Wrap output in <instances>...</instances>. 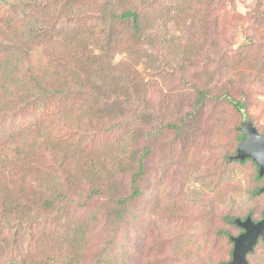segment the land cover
<instances>
[{
    "label": "rangeland",
    "instance_id": "374dc122",
    "mask_svg": "<svg viewBox=\"0 0 264 264\" xmlns=\"http://www.w3.org/2000/svg\"><path fill=\"white\" fill-rule=\"evenodd\" d=\"M121 3L123 10L141 12L146 39L130 21L106 25L108 0H0V61L20 57L19 68L41 74L52 86L69 79L87 88L45 109L0 120L1 144L10 150L22 129L35 128L29 134L46 143L20 144L34 164L29 175L44 186L57 178L55 161L67 156L98 180L121 178L125 192L129 177L120 175L119 165L149 147L142 185L150 193L129 233L130 241L138 236L141 242L136 264H149V257L157 264L231 262L230 237L241 231L226 217L251 213L261 220L264 180L255 178L250 164L237 167L228 180L213 173L222 152L236 145L243 120L264 133V0ZM24 25L34 31L32 41ZM105 25L109 37L103 44ZM84 52L94 59L92 68ZM200 91L208 94L203 104ZM12 192L0 177L7 210L16 201ZM70 222L30 224L0 240V262L64 256ZM96 254L89 255V264ZM249 262L264 264V243Z\"/></svg>",
    "mask_w": 264,
    "mask_h": 264
},
{
    "label": "trees",
    "instance_id": "16d2710c",
    "mask_svg": "<svg viewBox=\"0 0 264 264\" xmlns=\"http://www.w3.org/2000/svg\"><path fill=\"white\" fill-rule=\"evenodd\" d=\"M122 1L108 0L110 12L107 15L110 20H106V25L130 21L134 33L139 38L146 39L147 30L144 27L143 15L135 9L123 10ZM106 25L102 28L103 44L107 43L109 37ZM24 26L23 31L25 30V34L32 41L33 37L29 35L34 31ZM83 56L85 64L92 68V63L94 64L92 56L88 52H84ZM20 60V57L14 60L11 55H7L0 61V120L10 119L27 110L45 109L62 98L81 94L87 89L83 84L70 83L69 79L52 86L41 74H36L29 68H19ZM207 97L206 92L200 91V104H203ZM234 105L236 110L241 111L240 103L234 102ZM121 125L119 124L118 127ZM168 128L180 130L178 126L169 125ZM34 129H22L18 136L19 144L10 150L8 145L1 144L3 138H0V177L16 196L13 198L16 201L13 202L10 211L6 209V202L2 201V204L0 200V240L11 239L14 232L24 231L30 224L62 220L68 223L71 220L65 236V255H40L29 264H89L87 259L94 252H97L96 258L90 264L138 263L139 260L136 258L139 255L141 242L137 235L130 241L129 233L135 229L142 216L140 203L150 193L142 184L146 177V161L151 156V149L146 146L145 153L138 154L131 162L119 165L124 169L120 175L129 177L128 192H125L121 178L98 180L93 172L88 174V167L83 165L73 167L70 163L71 159L67 156L55 161L57 178L44 186L37 177L29 175L34 164L29 157L30 152L27 151L29 153L27 154L24 146L20 144L23 142L34 146L46 143L42 138L36 140L34 133V135L29 134L30 130ZM245 137L240 131L236 145L222 152V161L213 173L221 181L228 180L227 178L237 167L244 168L248 164L254 168L255 178L259 181L264 180V176H259V167L252 159L244 161L235 159L237 148ZM202 183L205 181L203 180ZM250 214H245L243 217L229 216L226 219L229 224L235 225V219H245ZM237 228L241 233L244 232L243 229ZM98 235L101 243L97 242ZM125 243L130 246L129 249ZM260 243H264V239L259 240L254 252ZM254 252L248 254V260ZM14 261L4 259L0 264H17ZM149 264H157L156 258L149 257ZM220 264H230V262H220Z\"/></svg>",
    "mask_w": 264,
    "mask_h": 264
},
{
    "label": "water",
    "instance_id": "95a60500",
    "mask_svg": "<svg viewBox=\"0 0 264 264\" xmlns=\"http://www.w3.org/2000/svg\"><path fill=\"white\" fill-rule=\"evenodd\" d=\"M241 131L246 137L239 144L235 159L240 161L252 159L259 167V176L263 177L264 134L259 133L257 127L249 119L243 120ZM234 224L244 232L236 237H231L234 248L230 264H250L247 258L248 254L254 252L260 239H264V213L261 220L255 221L250 214L245 219H235Z\"/></svg>",
    "mask_w": 264,
    "mask_h": 264
},
{
    "label": "clouds",
    "instance_id": "9594fccd",
    "mask_svg": "<svg viewBox=\"0 0 264 264\" xmlns=\"http://www.w3.org/2000/svg\"><path fill=\"white\" fill-rule=\"evenodd\" d=\"M236 11L240 12L241 14H243L246 11V9L242 5L237 4Z\"/></svg>",
    "mask_w": 264,
    "mask_h": 264
}]
</instances>
